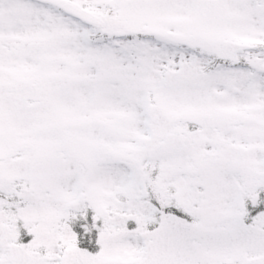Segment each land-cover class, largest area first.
I'll list each match as a JSON object with an SVG mask.
<instances>
[{"label":"snow or ice","instance_id":"obj_1","mask_svg":"<svg viewBox=\"0 0 264 264\" xmlns=\"http://www.w3.org/2000/svg\"><path fill=\"white\" fill-rule=\"evenodd\" d=\"M0 264H264V0H0Z\"/></svg>","mask_w":264,"mask_h":264}]
</instances>
